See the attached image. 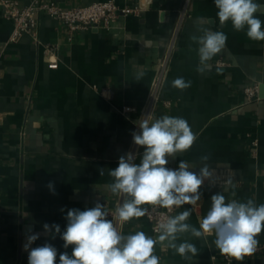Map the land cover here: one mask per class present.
<instances>
[{"label": "crops", "instance_id": "crops-1", "mask_svg": "<svg viewBox=\"0 0 264 264\" xmlns=\"http://www.w3.org/2000/svg\"><path fill=\"white\" fill-rule=\"evenodd\" d=\"M55 1L75 8L105 0ZM115 1L138 11L120 17L111 29L78 31L72 41L60 22L41 14L38 40L23 35L10 43L14 25L0 7V264H28L31 249L23 246L36 233L39 239L31 248L52 244L59 264V254L71 255L72 246L65 249L54 229L45 232V223L58 224L63 233L69 209L85 210L97 202L107 211L117 209L119 197L105 187L114 182L108 171L133 150L132 133L137 132L186 8L151 120L182 117L197 134L190 150L168 157L167 167L177 169L185 161L193 171L207 165L212 175L225 171L230 178L217 186L211 175L196 206L183 205L176 214L191 209L187 223L199 228L214 194L264 204V41L250 40L246 29L236 31L230 21L221 25L214 0H152L149 9L145 0ZM256 15L264 21V13ZM203 29L223 31L228 40L201 74L199 45L191 37L203 35ZM47 46L55 50L51 60L58 62L57 69L48 66ZM219 61L224 66H218ZM140 72L144 75L137 80ZM178 77L191 86L173 87ZM254 85L259 86V100L248 103L244 89ZM126 107L131 112H125ZM143 151L138 146L136 163ZM136 231L150 235L145 216L125 222L121 233ZM256 238L263 243L264 230ZM214 239V234L181 235L177 243L197 247L190 259L168 248L167 242L156 246L154 254L160 264H225L226 254L215 247ZM230 257L233 264H264V253L243 260Z\"/></svg>", "mask_w": 264, "mask_h": 264}, {"label": "clouds", "instance_id": "clouds-1", "mask_svg": "<svg viewBox=\"0 0 264 264\" xmlns=\"http://www.w3.org/2000/svg\"><path fill=\"white\" fill-rule=\"evenodd\" d=\"M214 4L221 25L230 21L234 30L246 29L250 40L264 41V21L256 15L264 13V4L255 0H214ZM202 31L203 35L191 37L199 45L197 71L201 74L210 69L208 62L222 51L228 40L223 31ZM143 75V72L138 73L136 79L140 80ZM172 86L185 90L191 82L178 77L172 81ZM137 123L139 131L132 136L134 144L144 148L140 162L136 163L137 157L128 153L119 158L118 167L108 171L114 182L107 184L106 189L122 198L116 218L129 222L144 217L149 211L144 205L169 211L186 204L195 206L201 200L202 185L212 175L207 165L199 172L191 170L185 161H181L177 169L166 166L168 157L190 150L198 138L188 121L164 115L154 120L141 118ZM201 159L206 161L208 156ZM103 174L101 170V176ZM48 187L54 191L52 182ZM191 214L189 209L165 217L156 229L159 235L155 239L143 231L122 234L113 220L107 219L109 212L99 202L85 210L69 209L63 233L58 224L45 223L43 228L45 232L51 233L54 229L55 234H60L65 249L72 246L71 255L59 254V264H160V257L154 254L158 242H167L168 248L190 259L197 255V247L188 241L177 243L185 233L195 238L214 234L215 247L237 260L256 251V237L264 230V204L257 205L252 199L227 200L225 195L217 193L211 196V207L201 218L199 228L187 223ZM37 239L39 233L29 235L23 246L25 251L31 249L28 264H56L58 252L52 244L31 248Z\"/></svg>", "mask_w": 264, "mask_h": 264}, {"label": "built area", "instance_id": "built-area-1", "mask_svg": "<svg viewBox=\"0 0 264 264\" xmlns=\"http://www.w3.org/2000/svg\"><path fill=\"white\" fill-rule=\"evenodd\" d=\"M0 7L3 9V16L7 20L11 21L14 25L12 34L9 42H17L23 35H29L35 40H38V26L39 16L41 14L47 15L50 18L60 22L67 30L69 40L72 41L75 34L78 31H83L92 27H103L105 29H111L113 25L118 21L120 17H128L137 13V9L130 7H120L117 5L115 0H105L95 2L90 5H85L75 8H64L55 0H30L27 5H22L18 0H0ZM187 8L181 13L180 20L178 22L174 36L172 37L171 45L169 50L161 61L160 72L155 79L152 93L150 95L148 105L143 114L144 119H152L154 109L160 102V93L163 86L165 76L167 74L169 60L172 51L175 49L177 35L179 33L180 26L182 25L183 18L186 15ZM46 52L48 55V66L50 69H57L58 62L51 60L55 56L54 48L47 46ZM218 66H224L223 62H217ZM2 68L0 66V79H1ZM244 94L248 103L259 100V86H249L244 89ZM167 106L170 103H165ZM130 107L124 108L125 112H131ZM139 127L137 125V132ZM253 145L256 147L257 143ZM138 157V146L134 145L131 152ZM137 159V158H136ZM136 161V160H135ZM212 176H216L213 184L222 186L226 182L228 174L225 171H217ZM122 202V198L119 197L118 207ZM196 206V205H195ZM194 206V207H195ZM117 207V208H118ZM148 214L145 215L146 220L150 223L151 233L149 236L154 239L158 237L159 233L156 231L159 223H161L165 217L176 215L179 209L173 208L171 211L160 208L158 206H149ZM109 216L107 219L113 220L114 225L121 232L125 222H121L116 218V209L108 211ZM160 243L158 242L156 246ZM254 253H264V242L258 243L256 251ZM225 264H233V260L229 255L224 257Z\"/></svg>", "mask_w": 264, "mask_h": 264}, {"label": "water", "instance_id": "water-1", "mask_svg": "<svg viewBox=\"0 0 264 264\" xmlns=\"http://www.w3.org/2000/svg\"><path fill=\"white\" fill-rule=\"evenodd\" d=\"M145 2H146V6H147V8L149 9V8H151V5H152V0H145ZM165 13H163L162 15H161V17L162 18H164V15Z\"/></svg>", "mask_w": 264, "mask_h": 264}]
</instances>
